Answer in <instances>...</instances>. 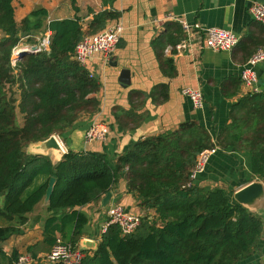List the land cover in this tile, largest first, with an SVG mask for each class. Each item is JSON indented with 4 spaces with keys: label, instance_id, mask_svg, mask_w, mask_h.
I'll list each match as a JSON object with an SVG mask.
<instances>
[{
    "label": "trees",
    "instance_id": "1",
    "mask_svg": "<svg viewBox=\"0 0 264 264\" xmlns=\"http://www.w3.org/2000/svg\"><path fill=\"white\" fill-rule=\"evenodd\" d=\"M72 4L78 10L77 1ZM121 13L101 10L85 27L78 15L46 22L48 10L39 7L18 23L13 0H0V264H19L21 253H7L1 244L22 233L52 177L56 182L44 220V242L51 249L58 238L78 245L88 222L78 207L98 201L123 177L138 205L155 212L156 219L142 215L129 234L110 224L96 249H83L81 264H240L259 249L263 216L232 201L221 187L191 179L198 155L218 145L194 120L139 139L118 157L70 148L53 162L49 155L27 151L29 143L63 135L83 116L97 113L101 83L73 55L85 34L105 29ZM46 29L52 32L49 50L28 52L13 65L12 50L21 37ZM178 41L170 39L173 45ZM162 67L170 76L176 73L172 57L163 59ZM167 86H158L161 100L168 98ZM230 117L222 144L249 152L253 177L264 182V89L234 103Z\"/></svg>",
    "mask_w": 264,
    "mask_h": 264
},
{
    "label": "crops",
    "instance_id": "2",
    "mask_svg": "<svg viewBox=\"0 0 264 264\" xmlns=\"http://www.w3.org/2000/svg\"><path fill=\"white\" fill-rule=\"evenodd\" d=\"M76 1L78 10L74 9L72 0H13L14 17L18 23L39 7L48 10L46 22L78 15L85 27L96 12L104 9L122 12L118 19L107 24L121 23L124 27L112 60L106 61L97 53L85 64L101 83L95 94L100 100L99 110L94 115L80 118L73 129L62 135L64 140L61 143L66 150L102 151L118 157L139 139L194 120L203 125L212 140L218 143L206 170L197 177L200 185L221 187L235 201L236 191L253 181L263 182L253 177L250 153L235 146H224L226 142L222 140L227 134L222 130L232 120V105L251 93L240 78L241 68L257 47L264 46V24L254 19L250 0ZM183 22L199 24L201 27L233 29L239 41L231 51H214L206 46L203 33L195 32L190 47L178 51L176 45L186 35ZM44 32L36 33L30 39L35 44ZM177 37L179 41L173 45L170 39ZM166 57L174 59L176 73L172 76L162 67ZM122 69L129 71V81L126 83L120 80ZM255 69L259 77L258 92H261L264 89V60L255 65ZM160 84L168 85V98L165 100H161ZM184 87L202 90L205 100L203 108L193 107L189 98L182 94ZM94 122L105 123L107 139L86 144V129ZM28 152L35 151L30 148ZM48 155L53 162L59 161L52 150ZM112 192L111 204H122L143 216L155 214L138 205L136 197L127 191L125 177L121 178ZM101 199L78 207L88 217L78 245H87L91 250L96 249L107 219V209L101 206ZM47 204L45 199L40 202L29 214L22 233L12 235L6 241L7 244L5 242L7 253L17 249L20 253L47 254L51 249L44 242V220L49 214L46 211ZM248 208L264 215L263 207ZM58 236L61 234L58 233ZM240 264H264V232L256 254Z\"/></svg>",
    "mask_w": 264,
    "mask_h": 264
},
{
    "label": "built area",
    "instance_id": "3",
    "mask_svg": "<svg viewBox=\"0 0 264 264\" xmlns=\"http://www.w3.org/2000/svg\"><path fill=\"white\" fill-rule=\"evenodd\" d=\"M251 12L256 21L264 24V2H253L251 5ZM183 27L186 35L184 39L176 45L178 51L186 50L190 47L195 32L203 33L206 46L214 51H231L239 41V36L233 29L215 26L201 27L199 24L189 25L186 22H183ZM123 29L124 27L121 23H114L108 25L99 32L85 34L77 43L73 57L83 66H85L89 58L97 53L101 54L106 61H111L113 54L118 48ZM51 34V30L47 29L37 38L35 44L29 43L28 41V39L33 38L32 35L21 37L20 41L12 50V64L16 65L17 61L20 59L19 55L22 49L31 50L32 46L36 45L37 48L33 52L49 50ZM263 60L264 46H260L241 68L240 78L251 93L259 91V77L255 65ZM182 94L189 98L195 109L204 107L205 100L201 89L184 87L182 89ZM106 139L107 127L105 123L94 122L86 129L84 135L86 144L96 140L105 141ZM216 150V147L205 149L198 155L191 179H197L198 175L206 170L210 157ZM106 209L107 219L103 226V232L106 231L110 224H118L124 234H129L140 224L142 215L128 210L122 204H111ZM85 254L81 246L65 243L58 238L51 251L45 254V256L35 257L29 252L21 253L18 262L19 264H34L41 260L47 263L62 261L65 264H81Z\"/></svg>",
    "mask_w": 264,
    "mask_h": 264
},
{
    "label": "water",
    "instance_id": "4",
    "mask_svg": "<svg viewBox=\"0 0 264 264\" xmlns=\"http://www.w3.org/2000/svg\"><path fill=\"white\" fill-rule=\"evenodd\" d=\"M253 1H259V2H264V0H250V4ZM37 46L33 45L32 49H22L20 52L19 57L21 58L24 54L28 52H33L36 50ZM120 80L123 82H128L129 81V71L128 69H122L121 71V77ZM34 153H39V154H44L48 155L49 152L52 150L56 158L60 160L62 156L67 152V150L64 148L58 137L54 134H52L50 137H48L45 140L40 141L39 143L31 146ZM56 182V178L52 177L49 181V185L46 190V195H45V201L49 202V199L51 197V194L54 190V185ZM195 183H198V179L194 180ZM113 196V192L108 191L101 199V206L104 208H107L109 205H111V199ZM234 198L235 201L238 203H241L245 205L246 207H263L264 208V183L261 181H253L247 186L239 189L234 193ZM262 209V208H261ZM83 249L88 248L87 245L81 246ZM90 249V248H89Z\"/></svg>",
    "mask_w": 264,
    "mask_h": 264
},
{
    "label": "rangeland",
    "instance_id": "5",
    "mask_svg": "<svg viewBox=\"0 0 264 264\" xmlns=\"http://www.w3.org/2000/svg\"><path fill=\"white\" fill-rule=\"evenodd\" d=\"M28 41H29V43H33V42H34L33 40H32V41L28 40ZM17 119H18L19 124H21V123L23 122L22 115H21L19 112H18ZM54 135H56V136L58 137V139H60V141H61V140H62V141L64 140L62 134H60V133H55ZM39 142H40V141L29 143L28 146H27V151L30 150L31 146H33V145H35V144H37V143H39ZM1 202H2V198L0 197V204H1ZM153 213H154V212H153ZM149 215H150V214H149ZM151 216H152V218L156 219V218H155L156 215L152 214ZM262 218H263V220H264V215H263ZM7 242H8V241H7ZM7 242H6V244H7ZM4 244H5V242L1 244V245L3 246V249H4ZM6 244H5V247H6ZM17 245H19V244H17ZM17 245H15L14 247H17ZM5 249H6V248H5ZM5 249H4V250H5ZM23 253H28V252H23Z\"/></svg>",
    "mask_w": 264,
    "mask_h": 264
}]
</instances>
